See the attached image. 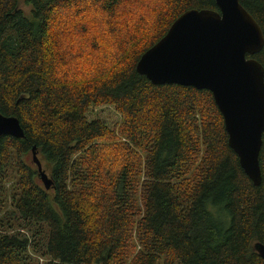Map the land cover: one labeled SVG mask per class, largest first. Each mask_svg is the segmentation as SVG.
I'll return each instance as SVG.
<instances>
[{"label": "trees", "instance_id": "1", "mask_svg": "<svg viewBox=\"0 0 264 264\" xmlns=\"http://www.w3.org/2000/svg\"><path fill=\"white\" fill-rule=\"evenodd\" d=\"M240 1L264 30V0ZM85 8L102 33L117 19L116 48L95 30L81 55L65 45L63 21ZM205 8L216 0H0V113L24 130L1 138L0 264H264V136L256 186L210 90L137 71ZM105 106L114 126L91 118Z\"/></svg>", "mask_w": 264, "mask_h": 264}, {"label": "water", "instance_id": "2", "mask_svg": "<svg viewBox=\"0 0 264 264\" xmlns=\"http://www.w3.org/2000/svg\"><path fill=\"white\" fill-rule=\"evenodd\" d=\"M218 9H191L148 49L137 71L154 84H180L210 90L221 110L229 145L256 186L263 175L264 65L255 55L264 48V30L240 0H216ZM5 135L23 137L17 117L0 113V146ZM36 150V148H34ZM41 179H52L34 152ZM256 249L264 256V244Z\"/></svg>", "mask_w": 264, "mask_h": 264}, {"label": "rangeland", "instance_id": "3", "mask_svg": "<svg viewBox=\"0 0 264 264\" xmlns=\"http://www.w3.org/2000/svg\"><path fill=\"white\" fill-rule=\"evenodd\" d=\"M110 19L109 22L110 27H112V32L102 33L99 28L100 25L104 26V16L102 13L90 8H85L80 11L74 9L68 14L66 20L63 21L62 29L60 30L61 33L64 31L65 45H69L75 53L81 55L82 48L90 42L87 40V37L95 30L96 34L99 32L100 44H106L108 51L113 50L117 44L114 39L111 41L112 34L117 36L120 34V31L116 26L117 19ZM91 118H102L111 126H114L120 120V116L114 107L111 106L95 109L91 113ZM20 230L25 231L23 229ZM39 260L42 261V258H39Z\"/></svg>", "mask_w": 264, "mask_h": 264}]
</instances>
